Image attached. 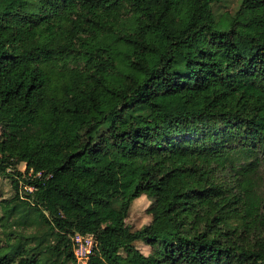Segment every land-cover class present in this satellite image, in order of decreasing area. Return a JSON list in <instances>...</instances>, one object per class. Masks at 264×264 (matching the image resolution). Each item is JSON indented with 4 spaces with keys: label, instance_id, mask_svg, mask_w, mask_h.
I'll use <instances>...</instances> for the list:
<instances>
[{
    "label": "trees",
    "instance_id": "obj_1",
    "mask_svg": "<svg viewBox=\"0 0 264 264\" xmlns=\"http://www.w3.org/2000/svg\"><path fill=\"white\" fill-rule=\"evenodd\" d=\"M223 1L0 0L2 210L37 213L52 264L75 234L86 264H264V0L169 29ZM10 236L0 264H40Z\"/></svg>",
    "mask_w": 264,
    "mask_h": 264
},
{
    "label": "rangeland",
    "instance_id": "obj_2",
    "mask_svg": "<svg viewBox=\"0 0 264 264\" xmlns=\"http://www.w3.org/2000/svg\"><path fill=\"white\" fill-rule=\"evenodd\" d=\"M239 6V0H224L220 4L202 5L197 10L187 9L178 20L169 22L170 31H178L189 24L193 17L198 23L216 22L224 13H233ZM1 133V130H0ZM17 171H25L24 164L17 165ZM19 186L18 196L22 199L23 192ZM15 197V191L12 188L9 178L0 175V246L6 245L8 236L12 243H19L20 247L26 250L33 249L31 254H37L40 264H52L55 255L52 254V248L55 245L54 236L50 229L43 223L37 213L28 206L21 205L20 201H15L10 206L17 204L18 207L14 216L5 218V212L2 210L4 201H10ZM151 202L147 197L142 196L134 200L129 209L128 217L125 221L131 231H136L148 225L151 216L147 213ZM95 207H99L95 205ZM4 217V218H3ZM15 223H21L19 226ZM134 246L145 256L150 255L151 249L144 243L137 242ZM61 257V256H60ZM58 257L56 263L59 264L61 258Z\"/></svg>",
    "mask_w": 264,
    "mask_h": 264
},
{
    "label": "built area",
    "instance_id": "obj_3",
    "mask_svg": "<svg viewBox=\"0 0 264 264\" xmlns=\"http://www.w3.org/2000/svg\"><path fill=\"white\" fill-rule=\"evenodd\" d=\"M72 251L77 264H86L89 256L97 247L95 238L91 235L75 234L72 238Z\"/></svg>",
    "mask_w": 264,
    "mask_h": 264
}]
</instances>
